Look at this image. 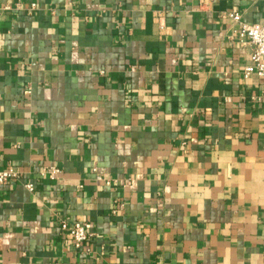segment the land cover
I'll return each instance as SVG.
<instances>
[{
  "label": "crops",
  "instance_id": "obj_1",
  "mask_svg": "<svg viewBox=\"0 0 264 264\" xmlns=\"http://www.w3.org/2000/svg\"><path fill=\"white\" fill-rule=\"evenodd\" d=\"M232 11L264 0H0V264H264V77Z\"/></svg>",
  "mask_w": 264,
  "mask_h": 264
},
{
  "label": "built area",
  "instance_id": "obj_2",
  "mask_svg": "<svg viewBox=\"0 0 264 264\" xmlns=\"http://www.w3.org/2000/svg\"><path fill=\"white\" fill-rule=\"evenodd\" d=\"M229 19L233 20L238 25L237 38L242 45L252 47L250 64L244 70V77L249 78L252 75L264 77V21L262 23L248 24L242 20L240 12L232 11L228 14ZM163 28V25L161 26ZM61 170L57 167L45 168L43 175H48L51 180H57ZM19 178V173L15 170L0 171V188L9 181ZM98 179L102 180L101 176ZM111 185V181L106 182ZM26 188L30 192L36 190L34 184H26ZM61 228L71 239V243L76 249H82L90 240L91 235L86 229V226L79 221L72 223L62 222Z\"/></svg>",
  "mask_w": 264,
  "mask_h": 264
}]
</instances>
